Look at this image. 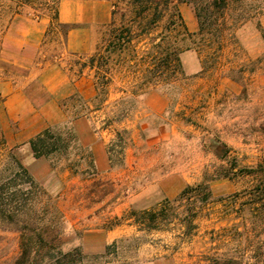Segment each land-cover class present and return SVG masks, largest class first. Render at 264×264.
I'll return each mask as SVG.
<instances>
[{
	"label": "rangeland",
	"instance_id": "1",
	"mask_svg": "<svg viewBox=\"0 0 264 264\" xmlns=\"http://www.w3.org/2000/svg\"><path fill=\"white\" fill-rule=\"evenodd\" d=\"M79 1L87 4L83 11H92L90 22L62 24L87 28L89 51L68 52L66 29L48 30L45 16L48 24L34 63L58 62L71 80L89 77L97 99L74 95L62 103L66 119L51 126L44 138L49 152L39 158L28 142L7 143L0 108V183L8 182L17 160L34 184L16 177V199L7 202L3 194L2 204L10 203L36 223L57 222L61 250L78 249L80 264H205L208 232L220 229L228 230L223 235L235 248L232 227L240 218L227 201L216 200L251 188L255 181L240 170L264 159V0H225L219 13L210 0H197L210 42L179 41L183 76L174 85L165 84L174 79L169 72L168 80L144 73L150 51L146 37L134 38L106 68H84L117 29L129 25L133 0ZM11 4L0 0L2 7ZM185 5L197 23L193 6ZM103 14L109 16L106 22H101ZM36 20L29 8L16 16L0 9V101L3 83L30 82L28 68L14 64L11 44L24 41L23 32H34L29 23ZM137 28L133 24L134 32ZM213 53L216 65L208 59ZM206 58L209 69L202 72ZM95 138L109 148L111 163L90 148ZM200 183H208L211 202H173L186 187ZM165 200L180 214L200 206L189 237L182 236L185 227L177 220L151 232L134 222L132 211L157 210ZM242 220L246 226L252 222L246 210ZM258 240L264 251V234ZM19 254V234L0 229V264H13ZM251 256L247 252L245 264H260L262 259Z\"/></svg>",
	"mask_w": 264,
	"mask_h": 264
},
{
	"label": "trees",
	"instance_id": "2",
	"mask_svg": "<svg viewBox=\"0 0 264 264\" xmlns=\"http://www.w3.org/2000/svg\"><path fill=\"white\" fill-rule=\"evenodd\" d=\"M11 5L0 6L2 12L12 13L13 16L19 15L24 8L32 10L35 19L49 17L50 23L48 30L56 26L66 29L65 34L74 28L73 25L61 24L58 21V5L61 0H10ZM181 3L192 5L198 23V30L190 33L181 12L179 5ZM226 5L225 0H210L209 6L212 11L219 13ZM133 18L129 25L116 30L113 38L107 42L101 51H96L94 55L89 56L88 62L83 64L84 68L90 70H100L106 68L113 60V55L120 54L129 47L136 37H146L150 43V51L147 52L148 66L144 73L154 78L166 79V74L171 73L173 80L165 82L166 85L174 83L183 76L179 54L182 52L179 41L184 38L191 39L197 37L201 43L210 42L208 38L211 33L207 30L205 22L201 17V10L197 0H133ZM162 23V31L153 36L158 25ZM133 24H136L137 32L132 30ZM213 35V34H212ZM182 38V39H181ZM216 38V36H215ZM219 38V39H218ZM215 42H221L217 37ZM202 45V44H201ZM188 49V48H187ZM201 49V48H200ZM200 52V51H199ZM211 54L208 59L213 65L217 64V57ZM207 60H201L202 72L208 71ZM97 73V72H96ZM97 99L95 95L93 100ZM87 117L86 114L82 115ZM79 117V115L77 116ZM51 127L46 128L35 138L28 141L30 150L35 158L46 155L49 150L44 141L48 136ZM240 174L253 178L255 184L248 190L235 193L229 197L217 199L216 202H228L227 204L234 211L236 218H240V224L235 228V248L230 247L232 240H227L223 233L226 229H220V233L211 230L208 232L210 245L206 254L203 256L205 264H245L244 257L247 252H251L250 258L255 261L260 260L264 264V251L259 237L264 234V159L256 164L255 167L240 170ZM24 176L29 186L34 185L27 169H25L17 160L10 171L7 183H0V229L14 231L19 234V257L13 264H80L81 256L78 249L63 252L61 242L58 239L60 226L57 222L48 221V223H36L34 218L27 217L24 212L17 211L10 206V203L2 204V195L5 194L6 200L16 199V191L20 184L15 183V178ZM227 177V176H224ZM208 182V181H206ZM7 200V202H9ZM191 202L193 205L198 202L200 206L212 201L208 183H200L195 186L186 187L173 202ZM171 201L165 200L164 204L157 210L145 211L142 213L131 212L132 218L136 224L141 225V230L146 232L161 230L162 227L177 220L185 229L182 233L184 238L189 237L193 230H196L194 221L198 217L200 206L188 207L184 214L176 212L173 207H169ZM247 211L252 219L250 226H246L242 216ZM19 217V218H18ZM21 219V220H20ZM241 229V231H238ZM234 241V242H235ZM244 242V248L240 250L241 243ZM225 248L222 252L221 249ZM259 262V261H258Z\"/></svg>",
	"mask_w": 264,
	"mask_h": 264
},
{
	"label": "crops",
	"instance_id": "3",
	"mask_svg": "<svg viewBox=\"0 0 264 264\" xmlns=\"http://www.w3.org/2000/svg\"><path fill=\"white\" fill-rule=\"evenodd\" d=\"M84 5L87 4L79 0H61L58 5L59 23L88 24L92 11L88 9L83 11ZM67 8L69 13H66ZM179 10L187 30L191 33L195 32L196 20L185 3L179 5ZM108 19L109 16L103 14L101 22H106ZM29 24L33 26L34 32L31 34L23 32L22 35H26V39L18 43L13 42L11 45L14 50L12 53L14 64L28 68L30 82L25 85L6 82L1 86L2 129L10 145L26 143L46 128L62 123L66 119L62 103L74 95L86 100H93L96 95L94 84L89 77L71 80L58 62L34 63L48 21L40 18L35 23L31 21ZM10 29L18 31L15 27ZM88 34V29L82 26L68 31L66 50L71 53L89 51ZM8 40L12 41L10 38ZM89 146L94 153L96 150L99 152V159L106 158V163H111L109 148L97 138L91 140ZM125 160L127 158H124Z\"/></svg>",
	"mask_w": 264,
	"mask_h": 264
}]
</instances>
